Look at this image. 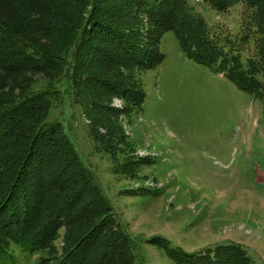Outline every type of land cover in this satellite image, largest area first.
I'll return each instance as SVG.
<instances>
[{
	"label": "trees",
	"instance_id": "trees-1",
	"mask_svg": "<svg viewBox=\"0 0 264 264\" xmlns=\"http://www.w3.org/2000/svg\"><path fill=\"white\" fill-rule=\"evenodd\" d=\"M25 1L32 35L49 44L40 49L20 36L13 0H0V264L16 260L11 246L41 252L38 264H141L93 171L61 123L47 121L56 101L52 82L34 89L32 76L68 74L73 93L84 94L83 84L97 89L87 101L105 121L106 114L129 117L145 101L140 74L162 63L161 38L172 31L184 56L217 65L264 111V0H202L221 12L244 4L239 41L253 44L245 62L187 0ZM11 74H22L12 88L5 83ZM109 96L123 109L113 108ZM166 252L176 264H254L232 244Z\"/></svg>",
	"mask_w": 264,
	"mask_h": 264
},
{
	"label": "rangeland",
	"instance_id": "rangeland-1",
	"mask_svg": "<svg viewBox=\"0 0 264 264\" xmlns=\"http://www.w3.org/2000/svg\"><path fill=\"white\" fill-rule=\"evenodd\" d=\"M187 2L211 31L237 47L242 62L251 57L252 41H239L244 4L221 12L202 0ZM12 5L20 36L40 49L49 44L47 38L32 35L34 16L26 1L13 0ZM160 51L162 63L140 74L145 101L129 117L106 114L105 121L87 101L97 89L83 84L84 94L73 93L68 74L56 79L33 75L32 87L43 89L52 82L56 101L47 121L61 123L93 171L132 239L137 262L176 264L166 249L199 253L232 244L254 264H264L260 99L238 88L217 65L184 56L172 31L162 36ZM22 74L8 75L7 87L21 82ZM109 98L113 108L123 109L120 98ZM11 247L16 260L9 264H38L41 252Z\"/></svg>",
	"mask_w": 264,
	"mask_h": 264
}]
</instances>
